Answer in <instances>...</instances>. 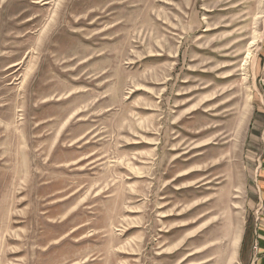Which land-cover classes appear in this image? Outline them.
I'll return each mask as SVG.
<instances>
[{
	"label": "rangeland",
	"instance_id": "374dc122",
	"mask_svg": "<svg viewBox=\"0 0 264 264\" xmlns=\"http://www.w3.org/2000/svg\"><path fill=\"white\" fill-rule=\"evenodd\" d=\"M263 27L264 0H0V264H238Z\"/></svg>",
	"mask_w": 264,
	"mask_h": 264
},
{
	"label": "crops",
	"instance_id": "0c3cea01",
	"mask_svg": "<svg viewBox=\"0 0 264 264\" xmlns=\"http://www.w3.org/2000/svg\"><path fill=\"white\" fill-rule=\"evenodd\" d=\"M257 93L245 134L242 221L231 239L238 264H264V27L256 51ZM232 225V223L230 224ZM237 250V251H236Z\"/></svg>",
	"mask_w": 264,
	"mask_h": 264
}]
</instances>
